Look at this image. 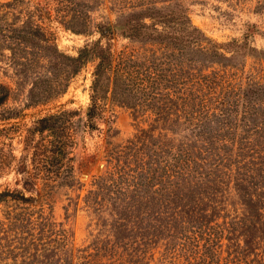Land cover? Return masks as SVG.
Returning <instances> with one entry per match:
<instances>
[{
	"label": "trees",
	"instance_id": "obj_1",
	"mask_svg": "<svg viewBox=\"0 0 264 264\" xmlns=\"http://www.w3.org/2000/svg\"><path fill=\"white\" fill-rule=\"evenodd\" d=\"M118 4L117 17L97 22L98 36L75 54L29 17L0 24V52L14 55L15 42L47 55L27 106L61 95L92 63L83 124L101 131L104 122L107 137L103 169L74 200L94 225L83 246L52 206L56 192L84 185L73 153L78 109L62 106L27 127L28 161L0 148V169L17 159L21 174L20 187L0 190V264H151L155 252L159 264H263L264 81L244 69L257 50L253 32L218 41L193 23L183 0ZM254 8L263 11L264 0ZM117 36L138 45L116 49ZM9 91L0 82V106ZM111 104L127 108L135 125L118 142L109 139ZM21 114L0 109L1 120Z\"/></svg>",
	"mask_w": 264,
	"mask_h": 264
},
{
	"label": "rangeland",
	"instance_id": "obj_2",
	"mask_svg": "<svg viewBox=\"0 0 264 264\" xmlns=\"http://www.w3.org/2000/svg\"><path fill=\"white\" fill-rule=\"evenodd\" d=\"M0 0V24L16 21L20 24L24 19L31 18L38 23L44 35L52 43L66 53L75 54L85 42L96 38V23L117 17L118 3L127 0ZM189 6V13L194 24L198 25L207 35L218 41H227L232 37H241L244 31L253 32L251 42L257 47L253 54L245 58V71L250 72L256 80L264 81V10L255 11L257 0H183ZM81 31V32H80ZM114 47L121 48L124 44L138 45L125 37L113 39ZM14 55L5 47L0 52V82L9 86V96L0 106L17 107L21 116L0 119V148H3L10 159V151L19 159L22 155L28 161V145L25 140L27 127L38 117L60 107L78 109L79 117L73 149L75 173L84 183L82 189L60 190L53 196V213L56 220H61L73 231L74 244L83 246L90 241V233L94 231L90 212L83 207L81 199L74 206L79 192L83 195L90 186L93 174L99 173L104 166V149L106 135L103 129H89L83 124V113L89 101V85L91 81L92 63H88L75 74L61 95L51 98L38 105H25L30 82L36 74L42 73L47 63L44 49L38 45H24L14 42ZM242 60L238 56L236 61ZM106 114L110 117L113 129L109 139L121 141L135 130L134 120L127 108L111 104ZM77 117V118H79ZM24 146H26L24 148ZM16 159V160H17ZM16 160L9 166L0 169V190L5 187H20V173L15 169ZM73 201L69 205L68 215L64 205L68 203L67 194ZM4 205L0 203V218ZM159 252L154 253L151 264H159ZM264 264V263H263Z\"/></svg>",
	"mask_w": 264,
	"mask_h": 264
}]
</instances>
